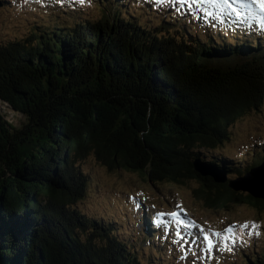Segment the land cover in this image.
<instances>
[{
    "label": "trees",
    "instance_id": "trees-1",
    "mask_svg": "<svg viewBox=\"0 0 264 264\" xmlns=\"http://www.w3.org/2000/svg\"><path fill=\"white\" fill-rule=\"evenodd\" d=\"M120 2L100 0L99 17L0 42V264H142L132 239L76 206L91 181L79 163L90 155L152 183L198 180L211 209L264 208L229 186L264 156L237 169L213 152L237 115L264 101V33L204 39L182 18L140 23ZM2 105L25 123L12 125ZM196 162L228 181L202 176ZM151 216L141 218L147 234ZM262 261L254 264L264 253Z\"/></svg>",
    "mask_w": 264,
    "mask_h": 264
},
{
    "label": "rangeland",
    "instance_id": "rangeland-1",
    "mask_svg": "<svg viewBox=\"0 0 264 264\" xmlns=\"http://www.w3.org/2000/svg\"><path fill=\"white\" fill-rule=\"evenodd\" d=\"M122 1L119 4L128 2L126 11L138 17L140 23L156 25L162 23V19L182 18L185 28L203 38L213 33L226 35L229 38L225 40L231 42L230 35L238 32L264 33L260 29L264 26L261 18L264 0L262 4L252 5L249 0H229V4H224L223 0H174L178 6L174 12L165 10L172 0ZM99 2L0 0V42L21 40L33 32L47 31L60 24L99 17ZM244 8L250 14H245ZM163 12L171 17H165ZM1 108L16 128L25 123L22 114L6 105ZM228 136L214 154L231 157L232 167H239L237 169L252 167V161L257 164L258 158L264 156V101L258 109L237 115L229 125ZM79 166L91 181L86 186L85 197L77 201V208L90 217L111 223L120 238L132 239L142 264H148L150 256L156 264H254L262 261L264 208L241 203L221 210L211 209L202 198L204 189L198 180L152 183L146 174L123 165L112 170L94 155ZM239 194L248 193L240 191ZM146 211L155 216L152 217L153 233L147 234V227L141 222ZM172 212L177 215H170ZM158 213L164 215L157 216Z\"/></svg>",
    "mask_w": 264,
    "mask_h": 264
},
{
    "label": "water",
    "instance_id": "water-1",
    "mask_svg": "<svg viewBox=\"0 0 264 264\" xmlns=\"http://www.w3.org/2000/svg\"><path fill=\"white\" fill-rule=\"evenodd\" d=\"M196 170L202 176H210L218 183L228 181L226 173L212 165L196 162ZM229 186L236 191H245L256 198L264 199V160L260 165L251 168L245 175L230 180Z\"/></svg>",
    "mask_w": 264,
    "mask_h": 264
},
{
    "label": "snow or ice",
    "instance_id": "snow-or-ice-1",
    "mask_svg": "<svg viewBox=\"0 0 264 264\" xmlns=\"http://www.w3.org/2000/svg\"><path fill=\"white\" fill-rule=\"evenodd\" d=\"M223 3L224 4H229V0H223ZM249 4L250 5H252V4H262V0H249ZM262 9H264V4H262ZM250 10H252V9H250ZM261 18L264 19V10H262ZM162 215H164V214L163 213H158L157 214V216H162ZM170 215L175 217L177 215V213L172 212V213H170ZM245 227H247V225H245ZM205 239L207 240L208 237H205Z\"/></svg>",
    "mask_w": 264,
    "mask_h": 264
}]
</instances>
